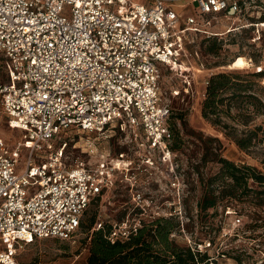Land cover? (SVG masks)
I'll return each mask as SVG.
<instances>
[{
    "label": "built area",
    "instance_id": "built-area-1",
    "mask_svg": "<svg viewBox=\"0 0 264 264\" xmlns=\"http://www.w3.org/2000/svg\"><path fill=\"white\" fill-rule=\"evenodd\" d=\"M261 1L0 0V61L8 62L0 107L22 132L16 148L0 135V264H21L18 250L36 239L70 240L92 200L132 168L125 153L68 162L75 145L63 135L120 130L142 150L140 169L159 159L174 171L161 69H194V36H217L211 28L220 18L245 16ZM192 80L184 79L185 91ZM88 143L83 152L93 156ZM133 197L142 208V193ZM144 221L112 223L109 239H129Z\"/></svg>",
    "mask_w": 264,
    "mask_h": 264
},
{
    "label": "rangeland",
    "instance_id": "rangeland-1",
    "mask_svg": "<svg viewBox=\"0 0 264 264\" xmlns=\"http://www.w3.org/2000/svg\"><path fill=\"white\" fill-rule=\"evenodd\" d=\"M218 33L216 39L206 40L195 35V42L188 45L197 49L200 58L191 59L194 69H161L162 99L171 108L170 124L174 130L172 162L157 159L149 171L140 169L142 150L130 142L128 134L115 130L105 135L69 133L63 140L75 145L66 149L67 161L80 157L86 162H96L100 154L125 153L132 162L127 176H119V182L107 193L95 197L82 219V225L70 240L56 238L36 239L18 250L21 264H88L89 255L85 241L89 226L95 216L92 230L98 224L110 225L123 219L139 218L151 221L158 217L173 219L177 225L171 234L177 244L194 251L207 253L206 264H264V205H256L252 196L234 201L223 197L225 183L217 179L221 164L219 157L237 164H249L264 171V114H251L232 109L234 118H224L229 129L214 125L202 113L204 82L212 73H235L253 81V94L261 97L264 76L249 74L264 69V3L250 9L245 16L227 20L220 18L211 28ZM209 46H220L217 54L207 52ZM187 64V60H185ZM198 64L204 65L197 71ZM8 62L0 61V81H7ZM192 78L185 91L184 79ZM256 102V101H254ZM252 109V108H251ZM258 128V136L248 150L240 149L228 132L236 130L243 135L248 129ZM262 128V130H261ZM0 135L11 147L22 140V132L8 127L0 107ZM88 141L97 153L89 156L83 151ZM18 174L23 173L27 152L22 153ZM144 165V164H143ZM227 188V187H226ZM134 192H141L143 207L137 206ZM214 207L203 208L211 199ZM205 205V204H204ZM240 219V222L237 220ZM91 230V231H92ZM211 243L209 247H206Z\"/></svg>",
    "mask_w": 264,
    "mask_h": 264
},
{
    "label": "trees",
    "instance_id": "trees-1",
    "mask_svg": "<svg viewBox=\"0 0 264 264\" xmlns=\"http://www.w3.org/2000/svg\"><path fill=\"white\" fill-rule=\"evenodd\" d=\"M210 38L214 37H206V40ZM207 49V52L217 54L220 46H209ZM251 75L262 77L264 69L249 74ZM261 94V97L254 95L253 81L242 78L240 74L212 73L204 87L203 116L214 125L229 129L230 125L224 121V118L233 119L232 109L235 107L241 112L240 114L244 111L248 112L249 117L244 121L248 124L251 114H264L263 86ZM170 130V146L173 150L174 130L171 124ZM257 131L258 128L248 129L243 135H238L234 129L229 131L228 135L240 149L248 150L258 136ZM262 132L264 134V130ZM261 141H264V135L261 136ZM217 161L222 166L217 179L225 183L226 190L223 197L237 201L239 198L252 196L256 200V205H264V171L249 164H237L224 157H219ZM261 163L264 165V158ZM204 204V209L214 207L216 200L213 198ZM94 223L95 216L88 228L91 233L85 241L89 251L88 264H206L210 261L207 253L182 247L171 239V234L177 227L171 218L158 217L151 221H144L141 228L129 239L116 242L109 239L112 223L92 230ZM80 226H83L82 220Z\"/></svg>",
    "mask_w": 264,
    "mask_h": 264
}]
</instances>
